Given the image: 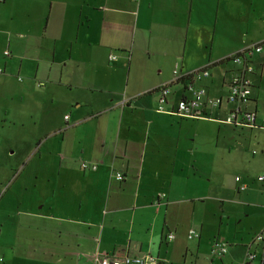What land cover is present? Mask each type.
<instances>
[{"label":"crops","instance_id":"1","mask_svg":"<svg viewBox=\"0 0 264 264\" xmlns=\"http://www.w3.org/2000/svg\"><path fill=\"white\" fill-rule=\"evenodd\" d=\"M0 6V55L8 53L0 59V89L31 92L41 104L58 96L64 102L70 94L71 114L76 109L63 129L36 139L23 163L0 167V264H91L94 255L195 264L209 243L200 235L219 228L228 213L245 212L249 222L264 227V189L254 204L238 201L247 190L238 174L235 203L227 200L228 213L218 205L230 194L222 168L258 176L264 139L254 134L243 151L234 141L229 146L236 132L221 134L220 126L212 148L184 134L187 121L225 125L234 105L222 102L216 109L221 119L155 112V90L175 68L208 66L209 77L200 84L208 96L224 100L236 69L227 58L264 40V0H2ZM242 6L250 8L254 28L232 23ZM107 35L113 43L105 49L116 50L115 60L109 61V52L97 63L102 49L96 39ZM117 59L123 64L109 65ZM249 62L251 93L242 108L254 114L258 128L230 126L251 133L264 130V56L252 55ZM36 81L44 82L39 93L29 89ZM181 84L170 86V102L180 96ZM27 93L15 96L20 114H31L23 107ZM54 131L42 148L41 140ZM253 145L257 151L249 153ZM81 161L98 168L81 171ZM33 162L38 170L25 173ZM116 172L123 180H115ZM191 228L199 233L196 243L186 237Z\"/></svg>","mask_w":264,"mask_h":264},{"label":"rangeland","instance_id":"2","mask_svg":"<svg viewBox=\"0 0 264 264\" xmlns=\"http://www.w3.org/2000/svg\"><path fill=\"white\" fill-rule=\"evenodd\" d=\"M2 7L3 6H0V10L2 13H5V10ZM213 9L214 8H210L211 12ZM249 10L250 8L243 6L238 8V11L235 14V19L232 21V23L243 30H247V28L250 27L254 28L255 25L250 23L251 15ZM90 32H94V34H96L98 29L93 28L90 30ZM110 43H113L111 35L96 39V47L102 49L97 50V63H101L104 57L109 54L114 55V51L116 50L105 49V47H107ZM118 45L123 46V39L118 42ZM142 55H144V53ZM1 58H5V56L3 57L0 55V59ZM117 63L123 64V59H117V61L111 62L109 65L115 66ZM17 81L20 80L17 79ZM39 83L40 82L37 81L34 82L29 87V89L39 93L38 90L43 89L39 86ZM43 83L44 82H42V84ZM46 85L47 82L45 81V86ZM13 90L15 91L4 92L0 89V167L4 168L12 166L11 164L18 165L19 163H23L24 159L30 155V150L35 148L37 143L36 139H38L39 136L52 131L53 129H63L65 123L64 117L68 122H71V117L72 119L75 118L74 111L76 110L73 109L71 114L70 108L72 104H70L68 100L70 94L65 96L66 100L64 102L61 101V96H58L53 101H50V98H44V102L41 104L40 98L38 100L35 99V96L38 97V95H33L31 92H26L29 96V99L25 97L23 107H27L29 113L31 114H20L15 108V102L17 100L15 96L18 94H24L26 96V93L22 90L16 91V87H13ZM4 108L9 109L4 110ZM6 113L12 115L11 118ZM220 114H222L221 111L217 113L216 110H210V113H207L206 116L210 119H221L222 116ZM34 122L36 123L35 125L33 124ZM184 124L185 136L187 137V135H190V137H192L194 140L193 144L199 143V145L207 148L213 147L218 126H220L221 134L229 130L236 132L234 138L229 139V146H234L235 142L240 148L243 149V151H245L243 147L244 142L247 144L250 138H254V134L257 135L255 138L256 140L259 138L261 140L264 139V130L260 129L252 130L250 133V131L247 129L236 130L232 129L230 125L226 126V124L217 125L211 122L195 123L194 121H187ZM79 128H83V132L85 133V126H81ZM94 128L95 126L93 129ZM53 133H55V131L41 140L40 146L42 148H44L46 143L49 142L48 140L54 138L52 137ZM55 136L58 137L59 133H57ZM219 140L218 144L220 145ZM183 142L184 140H182V143ZM68 145L69 144H65L64 146ZM59 146L61 145H58L55 148H59ZM185 147H191V144L188 143L187 140L185 142ZM252 150L257 151V148L254 145L250 146L248 148L249 153ZM10 161H12V163ZM38 167L39 166L33 162L26 168L25 173L38 170ZM233 168H222V171L225 169V174L223 176L225 184L228 185L230 190V194L225 195V197L221 200L223 205L221 202L218 204L222 206L225 213H228L226 212L227 200H231L234 203L236 201V195L232 193L233 177L235 174H238L237 176L242 177L243 182L247 184V190L239 195L238 201L245 202L247 204H254L256 196H258L260 191L264 189V184L256 182L257 180H255L256 178L254 177H257V173H255L253 170L242 173L236 171L234 172L232 170ZM258 174H264V170H259ZM1 192L3 193L4 191ZM258 213L259 212L255 210L253 215H258ZM228 214L229 218H224L222 222H220L219 228L213 227V229L208 231L206 235H200V239L206 240L207 243H209L207 247H202L197 259L192 260L191 262H195V264H264V252H262L263 245L255 240L257 236L264 237V227H258L256 224L249 222V220L245 217V212H243L242 217L236 216V213L235 215H231L230 213ZM213 239H221L227 244V251L221 258L210 255V245ZM190 242L196 243L193 240ZM246 246H248L247 248H249L250 251L254 250L255 259L253 261H248L247 259V253L245 250Z\"/></svg>","mask_w":264,"mask_h":264},{"label":"built area","instance_id":"3","mask_svg":"<svg viewBox=\"0 0 264 264\" xmlns=\"http://www.w3.org/2000/svg\"><path fill=\"white\" fill-rule=\"evenodd\" d=\"M2 0H0L1 2ZM136 1V0H133ZM7 56V51L3 52ZM252 55L264 56V40L258 43L249 44L248 46L240 49L227 58L236 67L231 75L228 84L227 92L224 100L220 97H211L206 93L205 88L200 84L202 79L209 77L208 66L194 69L187 72H180L175 68L172 71V79L166 83L161 84L156 88V113L175 115L185 119H210L206 116L210 110H216L222 102L233 104L234 107L226 115L225 119L221 121L223 124L231 125L234 127H246L249 129L258 128L255 124V116L253 113L245 110L242 106L246 105L250 99L251 84L247 75L252 73V67L249 58ZM115 56H109V61H114ZM181 82L182 91L173 102H170L171 85ZM42 86V83H39ZM168 106V108H167ZM66 120V118L64 117ZM264 129V122L261 125ZM98 164L88 163L81 161L79 169L81 171H95ZM114 178L117 181L123 180L121 173L116 172ZM235 182L240 181V178L235 177ZM258 182H264V174L256 177ZM245 185L240 184L238 190H244ZM188 240L199 239V233L194 229H189L186 235ZM172 234L167 235V239L171 240ZM256 241L260 242L262 252H264V237L257 236ZM247 259L253 261L255 259L254 250L250 251L247 248ZM227 251V244L221 239H213L210 245V255L221 258ZM1 262V258H0ZM91 264H156V260L150 256L144 258L131 259L112 258V257H99L94 255Z\"/></svg>","mask_w":264,"mask_h":264},{"label":"trees","instance_id":"4","mask_svg":"<svg viewBox=\"0 0 264 264\" xmlns=\"http://www.w3.org/2000/svg\"><path fill=\"white\" fill-rule=\"evenodd\" d=\"M155 108H156V107H155ZM97 168H98V166H97ZM97 168H96V170H97ZM96 170H95V171H96Z\"/></svg>","mask_w":264,"mask_h":264}]
</instances>
